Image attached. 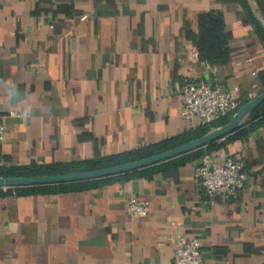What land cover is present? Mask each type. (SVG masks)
<instances>
[{
  "label": "crops",
  "instance_id": "crops-1",
  "mask_svg": "<svg viewBox=\"0 0 264 264\" xmlns=\"http://www.w3.org/2000/svg\"><path fill=\"white\" fill-rule=\"evenodd\" d=\"M207 13L225 20L228 63L190 54ZM196 81L238 88L244 102L264 92V0H0V168L73 164L182 137L195 129L182 111L183 89ZM263 117L151 177L49 194L4 189L0 264H175L182 235L201 239L204 264H264V123L252 129ZM206 152L246 162L238 199L213 203L198 184ZM130 196L151 213L130 216Z\"/></svg>",
  "mask_w": 264,
  "mask_h": 264
},
{
  "label": "built area",
  "instance_id": "built-area-1",
  "mask_svg": "<svg viewBox=\"0 0 264 264\" xmlns=\"http://www.w3.org/2000/svg\"><path fill=\"white\" fill-rule=\"evenodd\" d=\"M190 54L200 58L197 46ZM238 88L230 89L207 81L190 82L183 89L182 116L194 128L209 126L231 114H235L244 104L239 97ZM11 116H20L10 112ZM8 127L0 111V142L7 139ZM196 181L202 186L210 201L238 199L248 179L246 162L238 156L221 152L219 155L206 152L197 162ZM126 210L132 217H145L151 213L147 200L130 196L126 201ZM203 244L200 238L182 235L177 239L175 264H204Z\"/></svg>",
  "mask_w": 264,
  "mask_h": 264
},
{
  "label": "trees",
  "instance_id": "trees-1",
  "mask_svg": "<svg viewBox=\"0 0 264 264\" xmlns=\"http://www.w3.org/2000/svg\"><path fill=\"white\" fill-rule=\"evenodd\" d=\"M253 17V15H252ZM254 18V17H253ZM259 28V23L256 21ZM196 45L200 52V59L209 62L211 64H225L230 60V51L228 49V41L226 37V23L221 15L207 13L202 14L200 17V34L196 38ZM246 102H244L245 104ZM243 104V105H244ZM264 114V103L255 111L254 115L260 116ZM234 114H231L221 120L214 122L209 126H202L188 132L182 137L175 138L166 141L161 144L153 145L148 148H143L133 152L123 153L115 156L101 157L92 160H86L83 162H77L73 164H50V165H31L24 167H12V168H0V177L2 176H35V175H53L62 173H72L87 170H94L99 168L116 166L119 164L135 161L138 159L153 156L155 154L168 151L174 147H178L183 143H187L194 139H197L207 133L210 129L224 125L231 120ZM264 123V117L260 119L256 124L252 126V129L259 127ZM243 129H239L234 133L239 134ZM210 150L214 148V143L207 146ZM203 151V148L196 152ZM195 152V153H196ZM212 153V152H210ZM191 154V153H190ZM190 154L184 155L178 159H173L162 163L160 165L147 167L144 169L136 170L131 173H126L118 176L89 180L83 182L66 183V184H53V185H38V186H27L19 188H9L5 193L9 194H49L57 192H72L94 189L103 185L105 182L114 178H131L136 176L145 175L151 177L155 170L172 168L175 164H181L187 162L191 156ZM1 193H4V189H0Z\"/></svg>",
  "mask_w": 264,
  "mask_h": 264
},
{
  "label": "water",
  "instance_id": "water-1",
  "mask_svg": "<svg viewBox=\"0 0 264 264\" xmlns=\"http://www.w3.org/2000/svg\"><path fill=\"white\" fill-rule=\"evenodd\" d=\"M264 103V92L246 102L229 122L210 129L201 137L184 143L176 148L155 154L150 157L94 170L35 176H2L0 189L19 188L38 185H53L83 182L118 176L157 165L162 162L197 151L227 136L234 134L253 117L255 111Z\"/></svg>",
  "mask_w": 264,
  "mask_h": 264
}]
</instances>
